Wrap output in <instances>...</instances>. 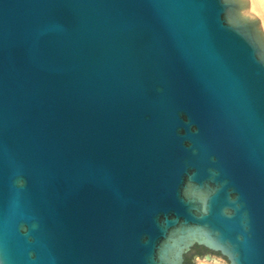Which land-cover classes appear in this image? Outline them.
Instances as JSON below:
<instances>
[{"label":"water","instance_id":"water-1","mask_svg":"<svg viewBox=\"0 0 264 264\" xmlns=\"http://www.w3.org/2000/svg\"><path fill=\"white\" fill-rule=\"evenodd\" d=\"M248 4L0 0V264H185L195 245L264 264ZM208 191L212 211L174 210Z\"/></svg>","mask_w":264,"mask_h":264},{"label":"snow or ice","instance_id":"snow-or-ice-1","mask_svg":"<svg viewBox=\"0 0 264 264\" xmlns=\"http://www.w3.org/2000/svg\"><path fill=\"white\" fill-rule=\"evenodd\" d=\"M215 2L216 0H210L211 5ZM259 62L261 64H264V57H262ZM194 175L195 174H193V176ZM192 178H193L192 176L189 177V179H192ZM191 190H192L191 184H189L183 189L185 194L190 192ZM215 201H216L215 192L208 191V192L203 193V195L200 197L199 207H197L195 205V202L192 201L190 198H186L185 195H181L180 193H177L174 210L179 214H185V213L192 214V213H196L199 211L208 213L212 211ZM200 205H202V208L200 207Z\"/></svg>","mask_w":264,"mask_h":264},{"label":"bare ground","instance_id":"bare-ground-1","mask_svg":"<svg viewBox=\"0 0 264 264\" xmlns=\"http://www.w3.org/2000/svg\"><path fill=\"white\" fill-rule=\"evenodd\" d=\"M243 12L247 16H258L261 27L264 30V0H252V4L244 7ZM200 264H221L220 261L212 259L210 256H205L199 260Z\"/></svg>","mask_w":264,"mask_h":264},{"label":"flooded vegetation","instance_id":"flooded-vegetation-1","mask_svg":"<svg viewBox=\"0 0 264 264\" xmlns=\"http://www.w3.org/2000/svg\"><path fill=\"white\" fill-rule=\"evenodd\" d=\"M202 250L208 251L207 249H205L202 246H198V245L193 246L191 248V250L185 256V257H188V264H195L194 261H193V256L194 255H198L199 252L202 251Z\"/></svg>","mask_w":264,"mask_h":264},{"label":"rangeland","instance_id":"rangeland-1","mask_svg":"<svg viewBox=\"0 0 264 264\" xmlns=\"http://www.w3.org/2000/svg\"><path fill=\"white\" fill-rule=\"evenodd\" d=\"M205 256H193V261L195 264H200L199 260L204 258ZM212 259H216L220 262H222V259L219 256H210Z\"/></svg>","mask_w":264,"mask_h":264},{"label":"clouds","instance_id":"clouds-1","mask_svg":"<svg viewBox=\"0 0 264 264\" xmlns=\"http://www.w3.org/2000/svg\"><path fill=\"white\" fill-rule=\"evenodd\" d=\"M221 264H229V261L226 257L222 258Z\"/></svg>","mask_w":264,"mask_h":264},{"label":"trees","instance_id":"trees-1","mask_svg":"<svg viewBox=\"0 0 264 264\" xmlns=\"http://www.w3.org/2000/svg\"><path fill=\"white\" fill-rule=\"evenodd\" d=\"M185 256H186V255H185ZM184 263H185V264H188V257H185Z\"/></svg>","mask_w":264,"mask_h":264}]
</instances>
